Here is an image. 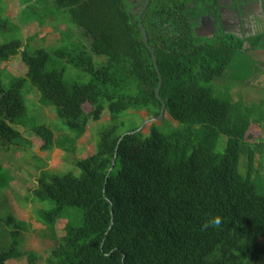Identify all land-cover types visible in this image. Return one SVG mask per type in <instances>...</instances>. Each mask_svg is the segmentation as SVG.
Returning a JSON list of instances; mask_svg holds the SVG:
<instances>
[{
	"label": "trees",
	"instance_id": "16d2710c",
	"mask_svg": "<svg viewBox=\"0 0 264 264\" xmlns=\"http://www.w3.org/2000/svg\"><path fill=\"white\" fill-rule=\"evenodd\" d=\"M23 1L39 25L52 15L79 29L82 39L61 32L55 46L38 48L32 38L15 36L0 44V151L32 147L18 126L40 139L41 152L74 155L89 124L109 114L97 129L96 152L74 162L79 176L43 168L24 198L55 205L40 214L55 241L63 210L83 212V225L66 228L43 264H264V189L256 159L264 141L250 132L264 124V103L246 105L234 100L231 89L214 88L228 78L240 53L264 47L263 37H197L201 17L219 18V0H149L140 18L146 0L137 11L132 0H36L43 14L34 0ZM140 23L155 54L166 113L148 135L133 127L129 133H136L123 137L122 116L146 112L157 118L162 108L159 75ZM11 32L21 35V28L0 8V35ZM18 56L26 74H6L1 65ZM69 70L88 81L67 83ZM26 87L39 95V104L53 108L68 133L56 136L34 120ZM242 156L245 174L239 170ZM12 181L7 174L0 189ZM217 215L219 228L201 229ZM7 222L13 236L30 230L14 217ZM20 244L0 250V264L23 257L37 264L40 256L20 252Z\"/></svg>",
	"mask_w": 264,
	"mask_h": 264
},
{
	"label": "rangeland",
	"instance_id": "374dc122",
	"mask_svg": "<svg viewBox=\"0 0 264 264\" xmlns=\"http://www.w3.org/2000/svg\"><path fill=\"white\" fill-rule=\"evenodd\" d=\"M0 8L7 10V15L11 20L21 28V35L11 32L10 35H0V44L9 42L13 36L23 41L32 38L31 45L55 46L59 43L60 33H70L74 40H81L80 30L76 27H69L65 22L58 23L55 16L50 15L43 25H39L36 19H31L27 15V5L23 0H0ZM36 10L43 14L44 5L41 3ZM52 1V0H50ZM23 38V39H22ZM262 65V66H261ZM1 68L6 74L12 76H24L27 68L22 62L20 56L3 63ZM262 71V72H261ZM88 77L79 74L76 71L69 70L66 75L67 83L87 82ZM214 88L221 93H225L229 88L232 91L235 101L243 100L246 105L264 103V52H245L240 53L231 65L228 78L222 82H216ZM26 95L27 106L31 116L38 124H46L55 131L56 136L68 133L65 123L57 119V116L51 107H44L39 104V95L26 87L23 92ZM259 106V105H257ZM264 107V106H263ZM264 109V108H263ZM134 115L122 116L125 126L121 132L129 133L133 127H141L144 121L151 119L146 112L132 113ZM171 126L176 127L178 124L173 122L169 116H166ZM109 121V114L104 112L101 121L90 123L84 136L77 143V152L74 155L67 156L64 152L54 149L52 152H41V141L34 135L24 131L22 127L15 126L16 130L22 131V134L30 140L32 147L22 144L26 148H11V150L0 151V165L5 169L0 171V181L6 180L7 174H10L13 181L10 188L0 189V250L9 249L17 240L21 241L18 250L23 253L35 252L40 256L37 264H43L44 260L50 255L59 243L60 238L64 236L66 228H79L83 225V212L79 208H68L56 218L57 239L55 241L49 236V229L46 225L45 218H41L42 211H51L55 205L50 202L40 203L36 200L33 203L25 202L28 191L36 187L39 177V171L45 168L54 174L72 173L79 176V170L75 168L74 162L85 156L92 155L96 152V132L99 126ZM162 121L147 124L142 133L148 135L150 127L156 125L161 127ZM161 130V129H160ZM162 132L167 130H161ZM252 135L258 136V141H264V124L253 125ZM226 147V138L221 137L217 151L222 153ZM257 166L260 168L263 179L260 186L264 189V152L257 155ZM239 170L246 173V159L241 157ZM1 183V182H0ZM264 193V192H263ZM10 217L25 222L30 230L21 233L20 238L13 236V226L10 225ZM23 239V240H22ZM23 241V242H22ZM264 241V240H263ZM7 264H27L26 258L11 260Z\"/></svg>",
	"mask_w": 264,
	"mask_h": 264
},
{
	"label": "flooded vegetation",
	"instance_id": "af4514ba",
	"mask_svg": "<svg viewBox=\"0 0 264 264\" xmlns=\"http://www.w3.org/2000/svg\"><path fill=\"white\" fill-rule=\"evenodd\" d=\"M142 1L132 0L133 4H137L135 11L139 10ZM148 4L149 0H146L140 12ZM218 5L219 18L201 17L194 29L197 37L214 39L217 36H231L246 40L262 36L264 40V0H219ZM259 51L264 52V47Z\"/></svg>",
	"mask_w": 264,
	"mask_h": 264
},
{
	"label": "water",
	"instance_id": "95a60500",
	"mask_svg": "<svg viewBox=\"0 0 264 264\" xmlns=\"http://www.w3.org/2000/svg\"><path fill=\"white\" fill-rule=\"evenodd\" d=\"M145 8H146V6H145ZM145 8H144V9H145ZM142 12H143V11H142ZM142 12L139 13V18L141 17ZM140 30H141L142 35H143V41L145 42L147 48L151 51V55H152V58H153V61H154V64H155V68H156V71H157V73H158V75H159V79H160V80H159V86H158L157 91H156V97H157V99H159V100L161 101V103H162V108H161V112H160V114H159V116H158L157 118H151V119H148V120L144 121L143 125H142V126L136 131V132H141L142 129H143L147 124H152V123L155 122V121H156V122H158V121H162V120L165 118V113H166V104H165V102H163V101L161 100V98H160V90H161V86H162V79H161V75H160V72H159L158 65H157L156 60H155V54H154V52L151 50V48H150V46H149V44H148V37H147V34H146V32H145V30H144V28H143V26H142L141 23H140ZM136 132L126 133V134L123 135V137L126 136L127 134H134V133H136ZM110 171H111V170H110Z\"/></svg>",
	"mask_w": 264,
	"mask_h": 264
},
{
	"label": "clouds",
	"instance_id": "9594fccd",
	"mask_svg": "<svg viewBox=\"0 0 264 264\" xmlns=\"http://www.w3.org/2000/svg\"><path fill=\"white\" fill-rule=\"evenodd\" d=\"M221 224H222V218L217 215L205 221V223L201 226V229L202 230H207L209 228L216 229L219 228Z\"/></svg>",
	"mask_w": 264,
	"mask_h": 264
},
{
	"label": "crops",
	"instance_id": "0c3cea01",
	"mask_svg": "<svg viewBox=\"0 0 264 264\" xmlns=\"http://www.w3.org/2000/svg\"><path fill=\"white\" fill-rule=\"evenodd\" d=\"M262 52V51H261ZM262 66V65H261ZM20 131V130H19ZM22 133V131H20ZM28 133V132H27ZM23 135V134H22ZM25 137V136H24ZM30 141V140H29ZM31 142V141H30Z\"/></svg>",
	"mask_w": 264,
	"mask_h": 264
}]
</instances>
